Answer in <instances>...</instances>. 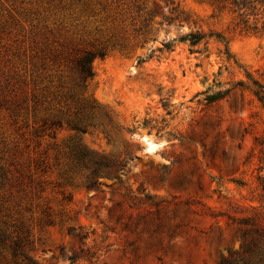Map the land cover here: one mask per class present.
I'll return each mask as SVG.
<instances>
[{"label": "rangeland", "instance_id": "rangeland-1", "mask_svg": "<svg viewBox=\"0 0 264 264\" xmlns=\"http://www.w3.org/2000/svg\"><path fill=\"white\" fill-rule=\"evenodd\" d=\"M251 1L0 0V264H264Z\"/></svg>", "mask_w": 264, "mask_h": 264}, {"label": "trees", "instance_id": "trees-1", "mask_svg": "<svg viewBox=\"0 0 264 264\" xmlns=\"http://www.w3.org/2000/svg\"><path fill=\"white\" fill-rule=\"evenodd\" d=\"M235 6L239 8H251L252 7V1L251 0H231ZM198 42L199 39L194 37L193 42ZM79 71L81 74V81L82 84H85L88 78L93 77V70L91 67V60H83L79 63ZM95 109L96 105H94L93 102L88 101L86 105H83L75 114L74 117H72L68 125L70 128L75 130L76 132L80 133H87L90 131L93 127L97 125L96 118H95ZM96 173H98V169H95ZM112 171L108 172V174H111Z\"/></svg>", "mask_w": 264, "mask_h": 264}]
</instances>
